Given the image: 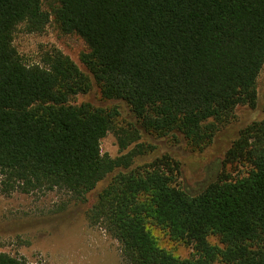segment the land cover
<instances>
[{
	"label": "trees",
	"instance_id": "1",
	"mask_svg": "<svg viewBox=\"0 0 264 264\" xmlns=\"http://www.w3.org/2000/svg\"><path fill=\"white\" fill-rule=\"evenodd\" d=\"M89 52L81 68L59 50L26 64L14 46L19 25L42 33L51 19ZM264 67V0H0V190L5 195L66 191L85 200L118 171L88 213L122 247L125 264H264V119L243 128L225 164H241L193 193L170 158L132 169L138 145L112 158L141 130L209 146L240 106L256 107ZM123 100L138 125H118L117 107L74 104L92 80ZM159 230L191 249L162 247ZM215 238L216 243L211 239ZM0 264H31L0 252Z\"/></svg>",
	"mask_w": 264,
	"mask_h": 264
},
{
	"label": "rangeland",
	"instance_id": "2",
	"mask_svg": "<svg viewBox=\"0 0 264 264\" xmlns=\"http://www.w3.org/2000/svg\"><path fill=\"white\" fill-rule=\"evenodd\" d=\"M56 5L57 0H43V8L48 12H52ZM14 46L28 65H44L45 55L59 50L89 74L81 61V55L89 52L85 41L77 34L63 33L53 17L42 33H29L25 25H19L14 35ZM91 80V90L77 95L72 103L117 107L120 111L119 126L129 127L132 124L139 127L125 101L105 99L93 77ZM257 89L256 107H238L233 121L221 128L205 148L192 147L180 136L161 137L141 130V139L126 150L120 149L116 135L110 132L101 141L102 154L116 158L138 145L143 146L145 153L135 158L132 169L168 157L179 168V186L193 193L216 181L222 173L236 178L246 168L241 164H225L226 153L243 128L264 119V67ZM117 173L101 181L85 200H78L61 190L32 194L16 192L12 195H5L0 190V252L24 258L31 264H125L121 244L101 226L93 225L88 216L99 194ZM154 232L162 247L173 250L181 257L190 254L189 247L171 242L159 230ZM211 241L216 243L215 238Z\"/></svg>",
	"mask_w": 264,
	"mask_h": 264
}]
</instances>
